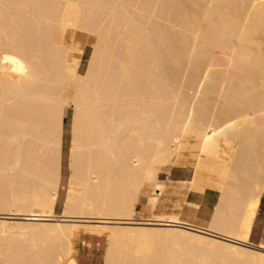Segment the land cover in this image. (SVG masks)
I'll return each instance as SVG.
<instances>
[{
  "label": "bare ground",
  "instance_id": "6f19581e",
  "mask_svg": "<svg viewBox=\"0 0 264 264\" xmlns=\"http://www.w3.org/2000/svg\"><path fill=\"white\" fill-rule=\"evenodd\" d=\"M263 194L264 0H0V264H264Z\"/></svg>",
  "mask_w": 264,
  "mask_h": 264
},
{
  "label": "rangeland",
  "instance_id": "374dc122",
  "mask_svg": "<svg viewBox=\"0 0 264 264\" xmlns=\"http://www.w3.org/2000/svg\"><path fill=\"white\" fill-rule=\"evenodd\" d=\"M85 33V32H84ZM77 35V36H76ZM80 35V36H79ZM82 35V36H81ZM87 36V37H85ZM83 37V38H82ZM86 38V39H85ZM74 40L77 42V46L82 48L80 54V73H83L86 67V61L90 56L92 50V43L94 40L92 37L86 35L83 36V32H77L74 37ZM85 39V40H84ZM79 44V45H78ZM72 110L71 108H66L64 111V123H63V135H62V154H61V179L59 182L57 190V202L54 207L55 218L59 217L61 213L64 196L66 193L67 187V177H68V168H67V155L70 147V120H71ZM167 174V172H166ZM173 180H180L184 177V172L181 170H176L172 168L171 171H168V174ZM165 194V193H164ZM141 202L142 209L150 213L146 208L143 201H138L137 204ZM137 216H147L148 214H143L142 211L138 212L135 209ZM106 246L105 238L103 236H96L93 234H86V232H81L75 241V258L78 264H103V253Z\"/></svg>",
  "mask_w": 264,
  "mask_h": 264
},
{
  "label": "crops",
  "instance_id": "0c3cea01",
  "mask_svg": "<svg viewBox=\"0 0 264 264\" xmlns=\"http://www.w3.org/2000/svg\"><path fill=\"white\" fill-rule=\"evenodd\" d=\"M171 169L172 168H170L169 169V171H171ZM176 170H180V169H177V168H175ZM176 181V180H175ZM173 185H177L176 184V182H174L173 183ZM172 186V187H170V188H168L167 189V191L165 192V194H163L161 197H160V205H161V209H156V210H154V212L156 211V212H158V211H161V210H163L164 211V209H165V212L166 213H169V212H176V209H175V207H174V204H176L177 202H180L181 200H182V197L184 196L183 195V191L179 188L178 189V187L176 186ZM178 191H177V190ZM170 192V193H169ZM174 192V193H173ZM178 192V193H177ZM168 193V194H167ZM173 193V194H172ZM177 195H176V194ZM179 194V195H178ZM178 196L179 197H181V198H178ZM164 200H163V199ZM178 198V199H177ZM184 198V197H183ZM162 199V200H161ZM177 201H176V200ZM180 199V200H179ZM176 201V202H175ZM174 203V204H173ZM260 204H261V206H260V208H259V211H258V213H257V217L255 218V220H254V223H253V226H252V232H251V234H250V239L252 240H249L250 241V243H252V244H257V243H259L260 241H264V194H263V197H261V200H260ZM164 205V206H163ZM163 208V209H162ZM136 209H137V211L138 212H141L142 211V213L143 214H148L149 212L148 211H146V210H143L142 209V203L141 202H139L137 205H136ZM253 232H254V235H252L253 234ZM256 235V236H255ZM252 237V238H251ZM257 237H259V238H257ZM261 237V238H260ZM256 238V239H255ZM254 239V240H253ZM255 240H256V242H255Z\"/></svg>",
  "mask_w": 264,
  "mask_h": 264
}]
</instances>
